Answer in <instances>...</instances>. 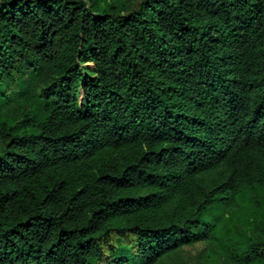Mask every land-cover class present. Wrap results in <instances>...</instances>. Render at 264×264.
<instances>
[{
  "label": "trees",
  "instance_id": "16d2710c",
  "mask_svg": "<svg viewBox=\"0 0 264 264\" xmlns=\"http://www.w3.org/2000/svg\"><path fill=\"white\" fill-rule=\"evenodd\" d=\"M264 0H0V264H264Z\"/></svg>",
  "mask_w": 264,
  "mask_h": 264
},
{
  "label": "rangeland",
  "instance_id": "374dc122",
  "mask_svg": "<svg viewBox=\"0 0 264 264\" xmlns=\"http://www.w3.org/2000/svg\"><path fill=\"white\" fill-rule=\"evenodd\" d=\"M258 229H264V207L258 208L250 197L245 203H238L223 214L219 236L232 244L242 246L255 239ZM170 264H224L221 249L207 242H196L184 246L177 254H169Z\"/></svg>",
  "mask_w": 264,
  "mask_h": 264
}]
</instances>
